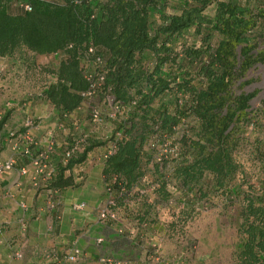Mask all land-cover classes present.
Listing matches in <instances>:
<instances>
[{
	"label": "trees",
	"instance_id": "trees-1",
	"mask_svg": "<svg viewBox=\"0 0 264 264\" xmlns=\"http://www.w3.org/2000/svg\"><path fill=\"white\" fill-rule=\"evenodd\" d=\"M189 1L179 13L164 15L159 0H30L32 9L26 13H14L7 0H0V58L11 56L19 47L35 54L64 52L54 81L42 92L60 115L75 111L88 87L78 58L88 45L101 46L106 56L100 92L108 91L121 101L126 113L118 127L116 149L104 161L105 184L115 175L126 192L141 186L143 154L149 162L156 152L150 148L145 152L144 145L154 137L163 142L175 137L178 156L171 172L173 185L192 198L219 195L225 203H238L234 263L264 264V138L260 136L264 124L256 117L264 109V100L262 107L254 108L250 101L256 90L236 93L233 88L253 65L264 63V50H257L252 38L259 25L264 30V10L251 11L235 0H214L215 13L209 16L204 9L212 0ZM155 12L163 21L151 27ZM189 28L204 33L206 41L200 48L185 49L188 59L200 58L202 81L198 84L171 55L173 41ZM213 32L220 38L212 49L207 41ZM146 51L155 58L151 67L143 63ZM247 82L244 79L239 85ZM166 95L170 102L163 101ZM244 125L259 132L252 141L244 135ZM93 145L88 143L80 155L56 167L49 186L60 189L71 184L64 171L82 162ZM243 150L259 167V185L252 183L244 169ZM165 160L154 161L152 180L158 200L164 201L170 196L161 172ZM137 215L143 221L140 217L145 214Z\"/></svg>",
	"mask_w": 264,
	"mask_h": 264
},
{
	"label": "rangeland",
	"instance_id": "rangeland-1",
	"mask_svg": "<svg viewBox=\"0 0 264 264\" xmlns=\"http://www.w3.org/2000/svg\"><path fill=\"white\" fill-rule=\"evenodd\" d=\"M159 1L163 14L171 15L179 13L186 0ZM235 1L254 12L258 9L264 10V0ZM189 2L192 3L191 0ZM204 13L209 16L214 15V0L205 7ZM150 20L151 27H153L152 25L161 23L163 18L158 12H155L151 15ZM261 28L259 25L252 33L253 42L256 41L257 43V50H264V33H262L264 30ZM203 37L204 33H196L193 28H189L184 30L172 43L173 52L171 55L175 56L178 66L182 67L183 70L187 69L189 76L193 77L195 84L202 81V76L199 72L200 58L188 59L185 56V49L204 46L206 41ZM219 38V34L213 32V36L207 41V44L213 49ZM96 50L105 58L106 53L101 46H96ZM61 53V55H48L50 53L35 54L24 47H19L11 56L0 58V70L2 73L0 84L6 83L5 85L8 87L5 86V89H10L9 92L11 93L9 96L14 97V101H18V105L26 109L25 111L34 119L40 120V125L43 123L42 119H48L56 111L42 92L48 83L55 79L59 63L65 57V53ZM84 57L83 55L78 58L80 68V63ZM142 58L143 63L147 67H151L155 62L154 55L149 51L142 54ZM168 65L169 63L164 66V69L167 70ZM244 79L248 80V82L239 85ZM233 88L236 90V93L256 90V95L251 99L250 104L254 108L262 107L261 101L264 100V63L253 65L246 72V76L239 79ZM163 101L170 102V96L166 95ZM84 104L81 110L82 113L75 114L73 118L74 124L72 125V121L66 122L65 125L66 128H69V134L56 130V139L58 138L59 145H65L67 141L73 144L75 141L82 139L86 140L87 143L94 144L93 147L107 143L109 145L114 136L119 133L118 127L121 120L126 118V113L123 112L115 118L109 117L105 96L100 90L92 98L85 99ZM94 106L100 107L102 111V121L99 124H92L89 121L90 110ZM256 117L264 124V109L260 110ZM49 123L51 122L46 120L44 125ZM45 127L44 129H46ZM179 127L181 128V126ZM243 130L244 135L250 137L251 141L259 134L257 130L252 131L251 125H244ZM11 131H14V129L9 131V134L5 137L6 139L2 136V149L5 140L10 143ZM260 134L264 138V130L260 131ZM38 136L41 135L37 134L36 137L39 140L43 139V141L47 137ZM161 141L159 140V142ZM165 143L167 147L171 145L170 149L173 152H177L178 144L175 137ZM143 149L147 152L149 150L148 144H145ZM159 149V151L164 153V148L161 149L159 147ZM173 152H165L167 157L161 165V172L165 174L168 181L167 189L170 191L168 199L166 201L158 200L156 192L153 189L152 180L155 178L153 163L156 154H153V160L149 162L146 161L147 156L143 154L142 166L146 181L142 186L146 188V193L142 195L135 189L131 190L129 195L118 200L119 220L105 224V226L111 227L113 229L112 232L116 235L118 229L122 231L123 237L117 236L119 242H122V245L126 246L118 249L106 242L102 246H96L94 243L93 249L97 252L96 256L105 253L114 257L124 258L127 264H235L234 250L238 240L237 214L239 204L232 205L225 203L219 195H211L209 199L192 198L186 194L185 190L183 191L177 185H173L175 180L171 172L175 159L178 156L177 154V156L174 155ZM240 158L245 171L251 175L252 183L259 185L261 174L257 163L254 164L248 159L249 152L247 150L242 151ZM77 173L83 174V171H78ZM238 182L239 180L236 178L234 183L237 184ZM103 193V196L100 197L96 204L92 205L91 209L95 213V217V206L104 199L105 192ZM170 199H172L171 202L169 201ZM78 202L84 203L85 208L87 207V201L79 200ZM189 202L192 205L188 207L187 204ZM137 214H139V217L145 214L142 215L144 217H140L143 221H146L145 226H141L142 221H139ZM152 243H155V247L152 246ZM155 249L159 260L155 259ZM86 261L90 264H96L97 259L89 258Z\"/></svg>",
	"mask_w": 264,
	"mask_h": 264
},
{
	"label": "crops",
	"instance_id": "crops-1",
	"mask_svg": "<svg viewBox=\"0 0 264 264\" xmlns=\"http://www.w3.org/2000/svg\"><path fill=\"white\" fill-rule=\"evenodd\" d=\"M57 54L61 55L62 53L56 51L48 55ZM5 84H0L1 104L6 99L14 100V97L9 96L11 94L9 92L10 89H5L8 87ZM84 102L85 100H82L81 105L75 111L70 112V118L65 120V124L70 121H72V125L74 124L73 118L75 114L82 113L81 110L82 106L84 107L85 105ZM25 110L22 107L9 109L0 119V133L4 138L12 129L16 131L17 135L26 130V126L24 125L25 119L33 117ZM59 117L58 112L55 111L48 119H42L43 123H41L40 130L34 133L36 136L37 134L48 136L49 133L53 135L57 146L51 158L56 167L65 165L62 160L63 150L72 144L68 143V141L65 142V145L58 144L56 130L63 131L56 126ZM46 120H49L51 123L44 125ZM44 126H46V129H44ZM63 132L69 134V128H66V125ZM42 141L43 139L40 140L39 144L33 146L32 150L35 154L42 149ZM86 143L82 145L81 151L72 158L77 157L83 152L84 148L88 145ZM109 145L107 143L98 147H92L82 162L74 163L71 168L64 171L63 176L69 177L71 184L60 187L61 203L57 212L61 215V219L56 221L54 213L45 209L46 196L44 185L39 189H35L31 185L33 167L28 159L20 155L17 150L12 149L10 143L6 140L4 141L0 157L6 158L7 156L15 155L18 165H26L28 172L20 175L16 170H12L2 176L0 183V264L40 263L43 260L41 251L45 247L55 246L61 251L71 243H76L86 252V258L77 264H90L86 260L98 258V255L96 256L97 252L93 247L95 246L94 239L99 235L104 236V242L112 244V247L120 249L126 246L122 245V242H119L118 236L112 232L113 229L111 227L97 222L95 213L91 209L92 205L96 204L100 197L103 196V192H105L104 161L101 159V156ZM78 171H83V174L77 173ZM79 200L87 201V207L82 211H73L71 204ZM20 201L26 204L25 211L19 207ZM22 216L27 223L25 231H21L19 228L18 220ZM16 250H20L23 253L22 259L16 260L12 257V253Z\"/></svg>",
	"mask_w": 264,
	"mask_h": 264
},
{
	"label": "built area",
	"instance_id": "built-area-1",
	"mask_svg": "<svg viewBox=\"0 0 264 264\" xmlns=\"http://www.w3.org/2000/svg\"><path fill=\"white\" fill-rule=\"evenodd\" d=\"M46 2H56V0H40ZM80 1V0H78ZM10 10L14 13H26L32 9L30 0H7ZM84 59L80 63L82 68L83 77L88 83L87 89L81 93L83 99L92 98L96 92H98L104 82V58L101 53H98L96 47L92 44L88 45L86 52L84 53ZM0 70V76H1ZM105 102L108 106L107 114L111 118H115L117 115L122 114L125 110V105L117 100L108 91L104 94ZM18 101L13 99H6L3 104L0 103V119L5 115L9 109H15L21 107L18 105ZM135 101L131 102L134 105ZM56 126L65 130V120L70 118L69 112H63L59 115ZM89 121L92 124H99L102 121V111L100 107L94 106L90 110ZM24 125L26 130L17 135L16 131H11L9 139L11 147L17 150L20 155L25 156L31 166L33 167L31 185L35 189H39L44 185L45 190V209L49 212L54 213V218L56 221L61 219V215L57 212L61 203V190L57 187L49 186L48 183L56 175V166L52 162V155L56 149V143L53 139V135L49 133L44 141H42V149L35 154L32 150L33 146L40 143L34 133L40 130V120L34 118L25 119ZM120 138V133H117L112 141L110 142L107 150L102 154L101 159L105 161L116 149V143ZM85 140L75 141L73 144L69 145L63 150V163L66 164L70 158L79 153L82 149V145L85 144ZM148 147L155 150V160L159 163L166 159L167 154L165 152H173L171 147H167V144L163 141L159 142V139L155 137L151 139L148 143ZM159 147L164 150V153L159 151ZM2 149V135L0 133V152ZM157 153H160L157 155ZM174 155H178L175 151ZM176 155V156H177ZM12 170H16L20 175H24L28 172V167L26 165H18L15 155L7 156L6 158L0 157V183L2 176ZM146 181V177L141 179V186L135 187L136 191L144 195L146 193V188L142 184ZM118 186V188L115 187ZM132 189V190H133ZM131 191L126 192L125 187H123L120 179L113 175L105 184V196L102 201L97 203L95 206L96 220L98 223L106 224L108 222H116L119 220V210L117 208L119 197L124 195H129ZM170 202L172 199L169 200ZM19 207L25 211L26 204L23 201L19 202ZM71 209L73 211H82L85 209V204L80 202H75L71 204ZM19 228L21 231H25L27 223L24 217H20ZM146 221L141 222V226H145ZM117 235L123 237V233L120 229L117 230ZM105 241L104 236H97L94 239L96 246H102ZM155 247V243H152ZM42 261L36 264H77L86 258V252L79 247L76 243H71L63 250L59 251L55 246L45 247L41 251ZM12 257L16 260H20L23 257V253L20 250H16L12 253ZM155 259L159 260V256L155 249ZM98 264H127L126 259L114 257L105 253L99 254L97 258Z\"/></svg>",
	"mask_w": 264,
	"mask_h": 264
}]
</instances>
